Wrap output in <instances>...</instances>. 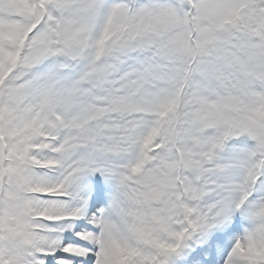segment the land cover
Returning a JSON list of instances; mask_svg holds the SVG:
<instances>
[{"label":"snow or ice","instance_id":"snow-or-ice-1","mask_svg":"<svg viewBox=\"0 0 264 264\" xmlns=\"http://www.w3.org/2000/svg\"><path fill=\"white\" fill-rule=\"evenodd\" d=\"M0 264H264V0H0Z\"/></svg>","mask_w":264,"mask_h":264}]
</instances>
